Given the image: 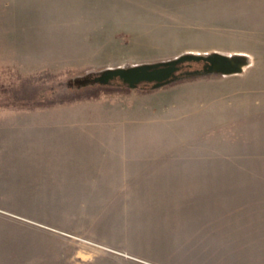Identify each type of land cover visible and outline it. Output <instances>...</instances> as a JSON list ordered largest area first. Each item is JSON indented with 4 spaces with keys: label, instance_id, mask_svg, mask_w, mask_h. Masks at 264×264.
Instances as JSON below:
<instances>
[{
    "label": "rangeland",
    "instance_id": "obj_1",
    "mask_svg": "<svg viewBox=\"0 0 264 264\" xmlns=\"http://www.w3.org/2000/svg\"><path fill=\"white\" fill-rule=\"evenodd\" d=\"M0 264H264V0H0Z\"/></svg>",
    "mask_w": 264,
    "mask_h": 264
},
{
    "label": "water",
    "instance_id": "obj_2",
    "mask_svg": "<svg viewBox=\"0 0 264 264\" xmlns=\"http://www.w3.org/2000/svg\"><path fill=\"white\" fill-rule=\"evenodd\" d=\"M215 58H203L192 56H181L175 60L160 63L155 65H142L132 69H116L108 71L99 81L102 83H109L110 81L120 79L123 84L130 89H136L142 83L154 84V87L160 88L165 86L168 82L175 79L177 73L181 70L185 63H205V71H210L217 63ZM224 65L221 68L224 69ZM199 70L188 72L199 73Z\"/></svg>",
    "mask_w": 264,
    "mask_h": 264
},
{
    "label": "trees",
    "instance_id": "obj_3",
    "mask_svg": "<svg viewBox=\"0 0 264 264\" xmlns=\"http://www.w3.org/2000/svg\"><path fill=\"white\" fill-rule=\"evenodd\" d=\"M186 64L188 65L187 66L188 69L193 68V63H185L184 65ZM49 78L52 79L53 77L50 76ZM35 82L34 81L31 82L32 85L28 84V86H26L25 88L21 87L17 91L15 90L10 95L9 100L13 102L15 108H27L29 110H35L38 108H47V107L74 102L78 99L96 98L102 93L101 90H98L87 97L86 96L74 97V96L58 95L56 92H54L52 93L51 96H48L46 92L47 87L45 85L46 84L45 80L42 81L41 79H39V80H35Z\"/></svg>",
    "mask_w": 264,
    "mask_h": 264
}]
</instances>
